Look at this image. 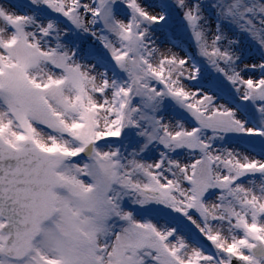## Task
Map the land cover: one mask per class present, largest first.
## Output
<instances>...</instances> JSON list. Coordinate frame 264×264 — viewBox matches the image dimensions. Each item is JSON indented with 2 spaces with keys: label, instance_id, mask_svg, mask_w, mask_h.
<instances>
[{
  "label": "snow or ice",
  "instance_id": "obj_1",
  "mask_svg": "<svg viewBox=\"0 0 264 264\" xmlns=\"http://www.w3.org/2000/svg\"><path fill=\"white\" fill-rule=\"evenodd\" d=\"M0 264H264V0H0Z\"/></svg>",
  "mask_w": 264,
  "mask_h": 264
}]
</instances>
